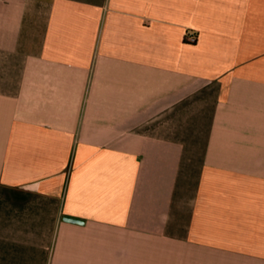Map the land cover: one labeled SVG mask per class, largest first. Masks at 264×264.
I'll return each mask as SVG.
<instances>
[{"label":"crops","instance_id":"crops-1","mask_svg":"<svg viewBox=\"0 0 264 264\" xmlns=\"http://www.w3.org/2000/svg\"><path fill=\"white\" fill-rule=\"evenodd\" d=\"M0 264H264V0H0Z\"/></svg>","mask_w":264,"mask_h":264},{"label":"built area","instance_id":"built-area-1","mask_svg":"<svg viewBox=\"0 0 264 264\" xmlns=\"http://www.w3.org/2000/svg\"><path fill=\"white\" fill-rule=\"evenodd\" d=\"M185 42L190 43V44H194L196 42V37L193 35H186L185 36Z\"/></svg>","mask_w":264,"mask_h":264},{"label":"water","instance_id":"water-1","mask_svg":"<svg viewBox=\"0 0 264 264\" xmlns=\"http://www.w3.org/2000/svg\"><path fill=\"white\" fill-rule=\"evenodd\" d=\"M65 220L68 222H71V223H81V221H79L77 219H72V218H66Z\"/></svg>","mask_w":264,"mask_h":264}]
</instances>
